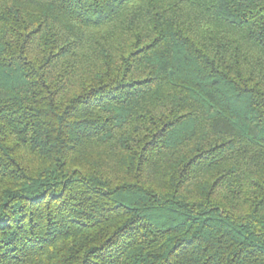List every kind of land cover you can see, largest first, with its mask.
<instances>
[{
  "label": "trees",
  "instance_id": "trees-1",
  "mask_svg": "<svg viewBox=\"0 0 264 264\" xmlns=\"http://www.w3.org/2000/svg\"><path fill=\"white\" fill-rule=\"evenodd\" d=\"M0 264H264V0H0Z\"/></svg>",
  "mask_w": 264,
  "mask_h": 264
}]
</instances>
